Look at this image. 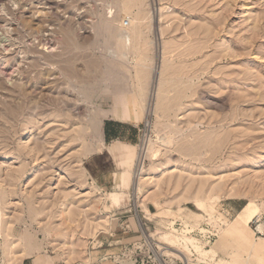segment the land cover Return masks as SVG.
Here are the masks:
<instances>
[{
  "label": "rangeland",
  "instance_id": "1",
  "mask_svg": "<svg viewBox=\"0 0 264 264\" xmlns=\"http://www.w3.org/2000/svg\"><path fill=\"white\" fill-rule=\"evenodd\" d=\"M123 98L140 142L127 186L100 189L82 160ZM139 198L150 233L168 211L218 222L215 264H264V0H0V264H112Z\"/></svg>",
  "mask_w": 264,
  "mask_h": 264
},
{
  "label": "built area",
  "instance_id": "2",
  "mask_svg": "<svg viewBox=\"0 0 264 264\" xmlns=\"http://www.w3.org/2000/svg\"><path fill=\"white\" fill-rule=\"evenodd\" d=\"M148 214L152 217L146 216L143 210L136 213L139 227L137 239L123 244L117 253L104 259H110L112 264H215L214 258L209 257L206 249L217 236L220 223L205 222L203 225H196L183 214L174 215L168 211L169 215L163 222L155 224L158 225L155 228L156 234H152L146 222L151 224L155 215L150 211ZM163 230L178 236L179 242L175 247L179 251H172L167 243L159 241L157 233Z\"/></svg>",
  "mask_w": 264,
  "mask_h": 264
},
{
  "label": "crops",
  "instance_id": "3",
  "mask_svg": "<svg viewBox=\"0 0 264 264\" xmlns=\"http://www.w3.org/2000/svg\"><path fill=\"white\" fill-rule=\"evenodd\" d=\"M138 102L132 98H123L121 100L123 107L120 111H112L103 117L101 146L82 160L87 176L100 189L109 190L127 186L129 183V174L132 170L131 161L135 156L134 148L140 142V127L135 116L140 113L141 109L144 110L143 104ZM115 193L120 194L118 192L109 193L113 200H116ZM234 200L236 201L233 205H229L227 210L237 213L245 203L239 201L240 199ZM46 261V258H41L29 264H47Z\"/></svg>",
  "mask_w": 264,
  "mask_h": 264
},
{
  "label": "bare ground",
  "instance_id": "4",
  "mask_svg": "<svg viewBox=\"0 0 264 264\" xmlns=\"http://www.w3.org/2000/svg\"><path fill=\"white\" fill-rule=\"evenodd\" d=\"M120 35V34H119ZM122 35V34H121ZM129 38V37H128ZM156 74V73H155ZM154 90V88H153ZM149 93V92H148ZM150 95V94H149ZM145 97V96H144ZM142 100V99H141ZM145 101V100H144ZM154 102V101H153ZM154 111H155V106H153V103L151 101L148 102V108L145 110L146 114H147V118H146V127L148 128V130L151 129L152 127V115L154 114ZM147 140L149 141L148 143H146V150H145V154H148V157H151L152 159L157 157L158 155V152H159V149H156L155 146H153V144L151 143V140L147 138ZM142 153V152H141ZM142 156V155H141ZM143 158L140 157L139 159H137V163H136V166H137V170L135 172V184H134V188L136 189V193L137 191L139 190V186L140 184L142 183V181L145 179V175L144 173L146 174V172H144V169H143ZM138 204L140 206L143 207V210L144 211H147L148 208H147V205H146V201L144 198H139L138 199ZM164 239L168 240L167 236H164ZM174 241V240H173ZM172 241V242H173ZM169 249H171L172 251H179L177 250L176 248L174 247H169Z\"/></svg>",
  "mask_w": 264,
  "mask_h": 264
}]
</instances>
